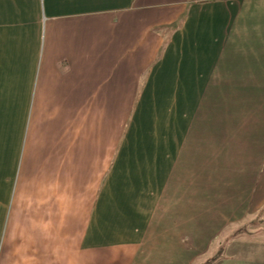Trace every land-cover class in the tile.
Segmentation results:
<instances>
[{
  "label": "crops",
  "instance_id": "1",
  "mask_svg": "<svg viewBox=\"0 0 264 264\" xmlns=\"http://www.w3.org/2000/svg\"><path fill=\"white\" fill-rule=\"evenodd\" d=\"M260 214L264 0H0V264H264Z\"/></svg>",
  "mask_w": 264,
  "mask_h": 264
},
{
  "label": "rangeland",
  "instance_id": "2",
  "mask_svg": "<svg viewBox=\"0 0 264 264\" xmlns=\"http://www.w3.org/2000/svg\"><path fill=\"white\" fill-rule=\"evenodd\" d=\"M251 218H253V217H250L249 219L245 220L243 222V224L240 223L242 225L238 224V225L231 226L228 229V231L225 232V234H223V236H222L223 238L216 243L215 248L218 246L219 242L224 241V239L227 238V236L230 237L232 234L237 235L238 233H236V234H234V233L237 232L238 229L240 230V228L248 229L251 232H253V230H255L258 232L257 234L263 233L264 232V216L261 214L259 216H257V218L260 220L259 221L260 224H251V222L249 221V220H251ZM234 230H236V231H234ZM254 234L257 235L256 232ZM255 235H253V236H255Z\"/></svg>",
  "mask_w": 264,
  "mask_h": 264
},
{
  "label": "trees",
  "instance_id": "3",
  "mask_svg": "<svg viewBox=\"0 0 264 264\" xmlns=\"http://www.w3.org/2000/svg\"><path fill=\"white\" fill-rule=\"evenodd\" d=\"M219 259L218 255L212 256L208 260H206L203 264H214Z\"/></svg>",
  "mask_w": 264,
  "mask_h": 264
}]
</instances>
